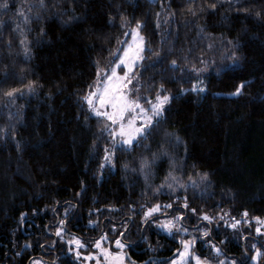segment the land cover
<instances>
[{
    "label": "trees",
    "instance_id": "1",
    "mask_svg": "<svg viewBox=\"0 0 264 264\" xmlns=\"http://www.w3.org/2000/svg\"><path fill=\"white\" fill-rule=\"evenodd\" d=\"M135 29V95L169 100L112 147L87 97ZM178 214L188 232L154 227ZM263 223L264 0H0V264H82L71 239L90 254L102 236L134 264L187 240L212 264L259 248L264 264Z\"/></svg>",
    "mask_w": 264,
    "mask_h": 264
},
{
    "label": "rangeland",
    "instance_id": "2",
    "mask_svg": "<svg viewBox=\"0 0 264 264\" xmlns=\"http://www.w3.org/2000/svg\"><path fill=\"white\" fill-rule=\"evenodd\" d=\"M144 47L143 36L138 29H135L133 37L117 65L118 68L115 67L110 75L101 80L96 90L92 91L87 97V101L92 106L93 111L108 119L112 147L117 144L130 146L144 135L155 119L163 114L169 100V96H160L150 106H144L135 95V65L142 58ZM121 66L124 71H118ZM155 213H161V209L153 207L147 210L146 216H154ZM163 214L168 213L163 211ZM180 217L181 215L179 214L158 217L154 221V227L169 235H174L177 232H181V230L184 234L188 230L182 228L179 224ZM256 232H258V235L264 232V223L258 226ZM107 241L106 236H102L93 245L95 250L90 254H83L82 249L85 244L81 241L71 239L69 243H72L74 253L82 256V264H134L128 260L126 243L117 239L112 244L109 243L107 245ZM255 242L253 240L252 244L256 245ZM192 245L191 240L183 242L169 264H212L194 252ZM205 246H207V243H205ZM262 255L263 249L259 248L254 254L252 261L260 264ZM229 262L223 261L222 264H228ZM33 264L52 263L37 259L34 260Z\"/></svg>",
    "mask_w": 264,
    "mask_h": 264
},
{
    "label": "water",
    "instance_id": "3",
    "mask_svg": "<svg viewBox=\"0 0 264 264\" xmlns=\"http://www.w3.org/2000/svg\"><path fill=\"white\" fill-rule=\"evenodd\" d=\"M130 259L133 260L132 257H130Z\"/></svg>",
    "mask_w": 264,
    "mask_h": 264
}]
</instances>
